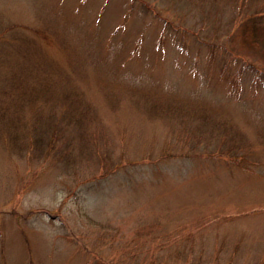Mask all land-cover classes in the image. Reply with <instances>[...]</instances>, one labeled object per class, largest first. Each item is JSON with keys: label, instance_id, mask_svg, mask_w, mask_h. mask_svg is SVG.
I'll return each mask as SVG.
<instances>
[{"label": "rangeland", "instance_id": "rangeland-1", "mask_svg": "<svg viewBox=\"0 0 264 264\" xmlns=\"http://www.w3.org/2000/svg\"><path fill=\"white\" fill-rule=\"evenodd\" d=\"M254 10L0 0V264H264Z\"/></svg>", "mask_w": 264, "mask_h": 264}, {"label": "trees", "instance_id": "trees-1", "mask_svg": "<svg viewBox=\"0 0 264 264\" xmlns=\"http://www.w3.org/2000/svg\"><path fill=\"white\" fill-rule=\"evenodd\" d=\"M261 16V14H259L257 12V10H254L251 14H249V16L247 18H245L244 21H241V23L238 25V34L239 37L242 38L244 40H252V42H256V41H261L262 39H264V31H263V24H261L259 17ZM13 27L11 24H6L3 23L0 20V36L1 34H7V35H11L10 33L13 30ZM72 105H70L69 107H66V110L62 113V116H64V118L66 119H75L77 120L78 118L86 115L87 113H83L85 110H81L80 112H78L77 108H75L74 110L72 108L77 107L78 103L76 100L72 101ZM68 126V125H67ZM52 141H50L51 144ZM70 143H66V146H69Z\"/></svg>", "mask_w": 264, "mask_h": 264}]
</instances>
